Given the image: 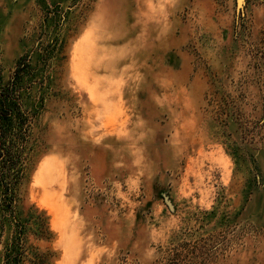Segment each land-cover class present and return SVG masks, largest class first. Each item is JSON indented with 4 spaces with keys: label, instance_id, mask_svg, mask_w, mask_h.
Returning a JSON list of instances; mask_svg holds the SVG:
<instances>
[{
    "label": "rangeland",
    "instance_id": "obj_1",
    "mask_svg": "<svg viewBox=\"0 0 264 264\" xmlns=\"http://www.w3.org/2000/svg\"><path fill=\"white\" fill-rule=\"evenodd\" d=\"M263 46L264 0H0V264H264Z\"/></svg>",
    "mask_w": 264,
    "mask_h": 264
},
{
    "label": "trees",
    "instance_id": "obj_2",
    "mask_svg": "<svg viewBox=\"0 0 264 264\" xmlns=\"http://www.w3.org/2000/svg\"><path fill=\"white\" fill-rule=\"evenodd\" d=\"M264 48V46H263ZM259 60L264 62V50L260 52ZM10 94L4 90L0 93V188L8 191L14 189L20 178L23 146L19 141V134L9 135L7 122L12 111L9 108ZM10 136L11 139H8ZM198 245L183 243L171 248L167 252L164 264H190L198 259Z\"/></svg>",
    "mask_w": 264,
    "mask_h": 264
},
{
    "label": "water",
    "instance_id": "obj_3",
    "mask_svg": "<svg viewBox=\"0 0 264 264\" xmlns=\"http://www.w3.org/2000/svg\"><path fill=\"white\" fill-rule=\"evenodd\" d=\"M244 1L245 0H236V12H237V15L242 14Z\"/></svg>",
    "mask_w": 264,
    "mask_h": 264
}]
</instances>
